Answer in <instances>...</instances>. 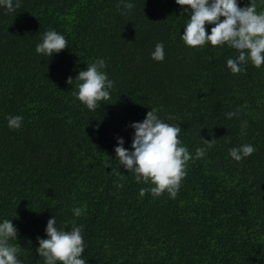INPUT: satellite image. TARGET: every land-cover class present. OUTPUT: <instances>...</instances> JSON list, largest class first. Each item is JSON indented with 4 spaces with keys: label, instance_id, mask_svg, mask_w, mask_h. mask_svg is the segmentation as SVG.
Wrapping results in <instances>:
<instances>
[{
    "label": "trees",
    "instance_id": "16d2710c",
    "mask_svg": "<svg viewBox=\"0 0 264 264\" xmlns=\"http://www.w3.org/2000/svg\"><path fill=\"white\" fill-rule=\"evenodd\" d=\"M126 2L134 7L21 0L14 13L0 8V221L18 228L11 243L21 264H44L38 238L54 215L60 230L84 226L86 264H264V66L248 61L233 74L227 60L237 50L185 45L189 13L176 0ZM255 5L264 11V0ZM50 28L70 45L47 58L36 45ZM160 42L162 62L151 57ZM97 58L115 84L89 110L67 81ZM152 107L181 128L193 157L175 198L141 197L153 185L115 160L118 137L131 149L130 124ZM9 115L23 116L20 129L8 127ZM206 139L214 146L196 158ZM242 144L255 151L236 161L229 150Z\"/></svg>",
    "mask_w": 264,
    "mask_h": 264
},
{
    "label": "clouds",
    "instance_id": "9594fccd",
    "mask_svg": "<svg viewBox=\"0 0 264 264\" xmlns=\"http://www.w3.org/2000/svg\"><path fill=\"white\" fill-rule=\"evenodd\" d=\"M125 9H132L134 4L121 0ZM185 6L189 19L184 25L181 39L189 47H202L207 44L223 46L238 51L239 55L227 60V66L233 74L246 70L244 65L251 63L260 68L264 66V11L257 12L255 0L241 7L239 0H176ZM21 5V0H0V8L6 13H14ZM223 18V19H222ZM206 25H212L210 31ZM69 41L66 36L54 28L46 30L36 45V52L42 57L50 58L66 47ZM166 52L163 42L157 43L151 52L153 60L162 62ZM106 62L97 58L87 63L86 68L80 70L67 83L73 85L76 81L73 95L89 110H95L100 102L108 100L115 82L109 78L104 70ZM159 109L152 107L146 118L140 122L130 124L134 131L131 149L126 148L125 138L118 137L114 148L115 160L135 175L138 183H150L152 187L141 188L140 196L150 192L153 197H159L167 191L171 198H175L180 190L182 178L186 175L187 162L192 159L189 149L179 139L181 128L169 124L159 116ZM231 119L236 112L227 113ZM23 116L9 115L7 117L10 129H20ZM168 119H173L171 115ZM247 125H241L242 133ZM207 148H198L196 158L205 156L206 151L214 146V141L206 139ZM255 151L251 144L232 147L229 155L236 161L250 156ZM84 209L74 207L75 217L84 214ZM56 215L51 217L46 225V238H38L36 252L43 258L44 264H86L83 258L85 242L83 225L73 224L70 230L57 228ZM18 237V228L12 219L0 221V264H21L19 255L21 249L11 243Z\"/></svg>",
    "mask_w": 264,
    "mask_h": 264
}]
</instances>
